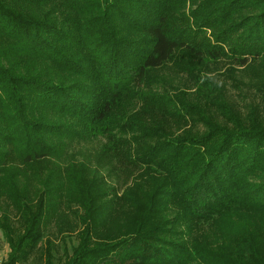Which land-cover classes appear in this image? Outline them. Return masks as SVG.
Wrapping results in <instances>:
<instances>
[{
	"label": "trees",
	"instance_id": "16d2710c",
	"mask_svg": "<svg viewBox=\"0 0 264 264\" xmlns=\"http://www.w3.org/2000/svg\"><path fill=\"white\" fill-rule=\"evenodd\" d=\"M196 61L264 92V0H0V264H264V102Z\"/></svg>",
	"mask_w": 264,
	"mask_h": 264
},
{
	"label": "rangeland",
	"instance_id": "374dc122",
	"mask_svg": "<svg viewBox=\"0 0 264 264\" xmlns=\"http://www.w3.org/2000/svg\"><path fill=\"white\" fill-rule=\"evenodd\" d=\"M231 67H234L236 69V72H233L232 76H230V73L228 72V68ZM193 68L201 73L202 77L207 81L202 83V85L200 86L201 89L208 90L211 87V84H218L222 95L225 96V99H229L233 103V105H235L236 109L240 110L243 114L247 113L249 107L254 105L255 103L258 102L262 104L264 102V92L261 90H257L255 88V85L250 81L255 79L257 77V74L247 75L246 73L239 71L241 67H237V65L228 66L227 63H224L222 61H196ZM162 76L164 77V80H169L171 76H178L175 85L179 86V88L184 91L190 90V93H192L191 97L194 100H188V103L192 105L189 109L192 110L196 106L194 101L197 98L195 96V86L193 85V82L187 80L188 75L186 74V71L179 69L176 62H172L169 63L162 71ZM190 84L192 85L191 88ZM201 100L202 99H200L199 101ZM177 110L179 109L177 108ZM211 111V107L206 109L202 107L201 113L203 114V117L204 115H207V117H211V115L213 114H211ZM193 116L195 117L197 116V114H193ZM216 117L219 121H222V118L218 116ZM176 125L178 126L177 128ZM179 126L180 122H177L175 119L173 121L169 120V123L166 125L167 128L175 129V131H178L181 128ZM194 127L201 131L204 130L206 126L203 121L198 120L194 124ZM100 145H97L96 147H92L90 149L97 151ZM102 171L106 172V169ZM104 176H109L107 186L109 187V190L106 195L110 199H115V195L121 194V192L124 190L123 188L125 187V185L129 183L128 178L123 174V171L106 173ZM115 226L117 225L115 224ZM51 228L52 230H54L53 227ZM62 236L64 238V242L58 241L56 243L57 259L62 257L63 250L70 251L71 247L77 243L76 235L74 233ZM8 252V243L0 231V263L6 259ZM28 264H39V262L34 263L32 262V260H30Z\"/></svg>",
	"mask_w": 264,
	"mask_h": 264
}]
</instances>
